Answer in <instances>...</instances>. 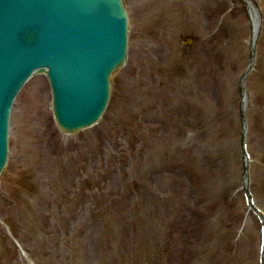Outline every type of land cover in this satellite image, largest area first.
Here are the masks:
<instances>
[{
  "label": "rangeland",
  "instance_id": "1",
  "mask_svg": "<svg viewBox=\"0 0 264 264\" xmlns=\"http://www.w3.org/2000/svg\"><path fill=\"white\" fill-rule=\"evenodd\" d=\"M150 1L168 9L163 28L145 36L148 22L131 24L95 126L58 132L41 75L18 94L0 178L2 264H262V217L243 190L264 211V0H251L255 49L245 0ZM126 2L131 16L150 6Z\"/></svg>",
  "mask_w": 264,
  "mask_h": 264
},
{
  "label": "water",
  "instance_id": "2",
  "mask_svg": "<svg viewBox=\"0 0 264 264\" xmlns=\"http://www.w3.org/2000/svg\"><path fill=\"white\" fill-rule=\"evenodd\" d=\"M71 8L81 9L85 30L68 22L76 13ZM125 35L119 0H0V169L6 153L5 110L31 69L48 75L60 126L82 127L104 107L109 74L124 55Z\"/></svg>",
  "mask_w": 264,
  "mask_h": 264
},
{
  "label": "bare ground",
  "instance_id": "3",
  "mask_svg": "<svg viewBox=\"0 0 264 264\" xmlns=\"http://www.w3.org/2000/svg\"><path fill=\"white\" fill-rule=\"evenodd\" d=\"M119 1H121L122 5L124 7V9H123L124 12L123 13H124V18H125V26H126L125 44H124V49H123V52H124L123 54L124 55H123V58L121 60L122 62L120 61L119 63H117V65L114 67V69L111 72V74H109V81H108V86H107V88H108V98L105 101L104 107H103L102 111L100 112V114L94 120H92L91 122L87 123L86 125H83L84 127L86 126L85 128L76 127V128H72L71 130L64 129V128H62L60 126L61 124L59 122H56L57 121L56 117L54 118L53 115H52V117H51L52 124L54 125V127L56 128V130L58 132H61V134H64V133L66 135H69V134L74 135L76 133L78 134V132H80V131L88 128V127L95 126L96 123L102 118L104 112L106 111V108L109 105V100H110V96H111V85H112V80H113V76H114L113 73H116L120 68H122L124 66V61H126L125 58H127L128 45L130 43V34L132 33L131 31L133 30V28L135 30L137 28V27L135 28L134 26L131 27V24L135 23V25L136 24L140 25V23H142V27L144 28L146 26L144 23L148 22V24L150 26H147V27L150 30L147 31L146 30L147 28L146 29L144 28V32L142 34H146L145 36L149 35L150 33L153 34V35L157 34V32L161 31V29L163 28L161 20L164 19V18L162 17V15H163L165 10H168L167 8H165L166 5H165L164 2H162V4H164V5H162V4H159L157 1H153V2L150 1L149 2V0H148V4L150 6L147 5V8L145 9V15H142V14L139 15V13L136 12V14H133L131 16V14H129L128 7L126 6L127 5L126 0H119ZM245 1H246L245 6H246V9H247V12H248V16H249V19H250V22H251L252 37L254 38L255 34H256V31H257V24H258L257 23V18H258V16L256 15V10H255V8L253 6L252 1L251 0H245ZM207 4H209V3L207 2ZM154 6H156V9H153ZM141 7L143 8L142 5H141ZM141 17H142V19H141ZM171 52L169 51V53H171ZM170 59H174V57L172 56V57H170ZM251 62H252V58L249 59V63H248L249 66L251 65L250 64ZM181 86L182 85H180V88H181ZM37 88H38V91H39V86H37ZM162 92L159 93V96L162 95ZM243 99L245 100V97ZM241 117H243L242 113H241ZM10 119H11V117H10ZM10 119H9V121H11ZM246 122H247V120H246ZM9 127H10V122H9ZM46 127H47V124L43 121V127L42 128L44 129V132L46 131V133H47L48 132L47 131L48 128H46ZM241 138H242V136H241ZM7 141H8V137H7ZM53 145H54V143H53ZM9 148H10V145H8V149L5 150V152L8 153V154L5 153V157H7V155H9ZM241 152H242V157H243L244 168H246V164H247L249 158L252 157V155L247 154V153H249V150H247V148H244L242 143H241ZM7 160H9V158H7ZM5 169H6V166L4 167V170ZM247 175H248V172H247ZM1 176H2V174L0 175V178H1ZM245 178H246V175H245ZM244 187H245V185H244ZM243 192H244V196H246V199L249 201L248 207L252 208V210H253L254 206H252V205L253 204L257 205V204H256V201H255L254 194H253V192L250 189V186L247 185L246 186V191H243ZM256 207H257V211L253 210L251 212H254L255 215L258 214L256 216H261L259 214L260 211H261V207H259L258 205ZM261 217H263V216H261ZM261 226H264V225H261ZM261 248H262V250H264V247H261ZM261 259H263V261H264V257L263 256H261ZM0 264H2V263L0 262Z\"/></svg>",
  "mask_w": 264,
  "mask_h": 264
}]
</instances>
